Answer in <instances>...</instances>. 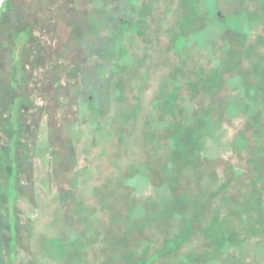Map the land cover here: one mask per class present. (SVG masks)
Masks as SVG:
<instances>
[{
  "label": "rangeland",
  "instance_id": "rangeland-1",
  "mask_svg": "<svg viewBox=\"0 0 264 264\" xmlns=\"http://www.w3.org/2000/svg\"><path fill=\"white\" fill-rule=\"evenodd\" d=\"M0 264H264V0H1Z\"/></svg>",
  "mask_w": 264,
  "mask_h": 264
},
{
  "label": "trees",
  "instance_id": "trees-1",
  "mask_svg": "<svg viewBox=\"0 0 264 264\" xmlns=\"http://www.w3.org/2000/svg\"><path fill=\"white\" fill-rule=\"evenodd\" d=\"M0 231H1V229H0Z\"/></svg>",
  "mask_w": 264,
  "mask_h": 264
},
{
  "label": "water",
  "instance_id": "water-1",
  "mask_svg": "<svg viewBox=\"0 0 264 264\" xmlns=\"http://www.w3.org/2000/svg\"><path fill=\"white\" fill-rule=\"evenodd\" d=\"M0 2H1V0H0Z\"/></svg>",
  "mask_w": 264,
  "mask_h": 264
}]
</instances>
